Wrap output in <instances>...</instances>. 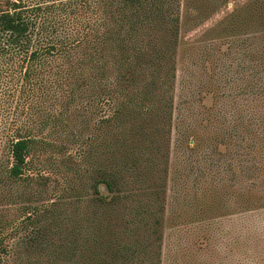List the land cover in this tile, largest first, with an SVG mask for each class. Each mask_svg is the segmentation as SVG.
Instances as JSON below:
<instances>
[{
    "label": "trees",
    "instance_id": "trees-1",
    "mask_svg": "<svg viewBox=\"0 0 264 264\" xmlns=\"http://www.w3.org/2000/svg\"><path fill=\"white\" fill-rule=\"evenodd\" d=\"M78 7L74 0H4L0 6V58L21 59L25 83L40 98L9 141L0 192L16 180L36 181L23 175L26 158L36 137L71 106L87 110L94 130L82 152L89 194L84 186H68L29 208L26 233L12 250L0 251L18 256L22 250L29 264L35 256L46 264H160L180 0H80ZM61 14H77L85 23L59 34L70 22ZM176 133L180 158L185 135ZM179 171L170 180L181 184ZM65 196L69 207L61 212Z\"/></svg>",
    "mask_w": 264,
    "mask_h": 264
},
{
    "label": "rangeland",
    "instance_id": "rangeland-1",
    "mask_svg": "<svg viewBox=\"0 0 264 264\" xmlns=\"http://www.w3.org/2000/svg\"><path fill=\"white\" fill-rule=\"evenodd\" d=\"M74 1L78 10L80 0ZM179 10L160 264H264V0H180ZM61 16L70 22L59 34L85 23L77 14ZM35 88L25 83L21 59L0 58L1 176L9 141L40 103ZM87 118V110L73 105L36 137L23 174L36 181L16 180L0 192V248L12 250L26 233L29 208L68 186H84L89 194L82 152L94 130ZM177 130L185 135L180 158ZM175 170L184 183L170 180ZM37 189L45 191L40 201ZM98 191L106 194L103 185ZM63 198L61 212L69 207ZM18 254L0 251V264H29ZM33 262L47 263L38 256Z\"/></svg>",
    "mask_w": 264,
    "mask_h": 264
}]
</instances>
